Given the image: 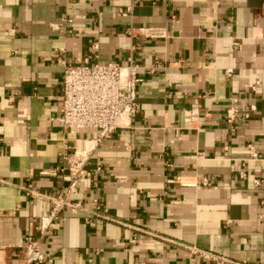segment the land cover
I'll use <instances>...</instances> for the list:
<instances>
[{
    "label": "crops",
    "instance_id": "0c3cea01",
    "mask_svg": "<svg viewBox=\"0 0 264 264\" xmlns=\"http://www.w3.org/2000/svg\"><path fill=\"white\" fill-rule=\"evenodd\" d=\"M130 62L137 112L65 179L97 131L59 123L62 63ZM67 188L43 264H264V0H0V264Z\"/></svg>",
    "mask_w": 264,
    "mask_h": 264
},
{
    "label": "built area",
    "instance_id": "2783aa9c",
    "mask_svg": "<svg viewBox=\"0 0 264 264\" xmlns=\"http://www.w3.org/2000/svg\"><path fill=\"white\" fill-rule=\"evenodd\" d=\"M131 8L123 15H129ZM146 38H165L163 29H141ZM130 34H132L130 32ZM63 64L61 80V108L58 118L62 128L66 131L95 130L97 136L81 143L67 157L70 175L67 180H77L86 172L88 162L96 148L108 139L118 127L125 125L137 112L136 89L141 81L137 77L136 65L129 63L120 67L116 63L106 65H70ZM230 75L231 71L228 70ZM238 99H232L225 109L224 121L228 126H233L238 119ZM256 111L255 106L249 108L248 113H243L242 118L248 120L250 114ZM184 122L192 124L196 120V111L191 109L184 112ZM101 171L96 166L94 172ZM90 175V172H86ZM244 178V174H240ZM70 188L64 189L60 195L52 199L49 213L40 219L39 235L28 237L25 242V264H43L46 256L40 247L41 239L46 235L58 220L65 209L76 212L81 208L79 203H71L67 198ZM96 204V201L95 203Z\"/></svg>",
    "mask_w": 264,
    "mask_h": 264
}]
</instances>
